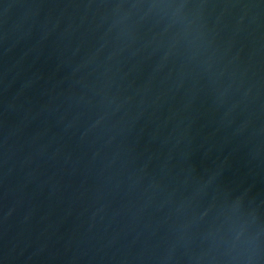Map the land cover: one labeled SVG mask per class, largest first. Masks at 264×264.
I'll list each match as a JSON object with an SVG mask.
<instances>
[{
  "label": "water",
  "instance_id": "1",
  "mask_svg": "<svg viewBox=\"0 0 264 264\" xmlns=\"http://www.w3.org/2000/svg\"><path fill=\"white\" fill-rule=\"evenodd\" d=\"M264 103V0H235Z\"/></svg>",
  "mask_w": 264,
  "mask_h": 264
}]
</instances>
